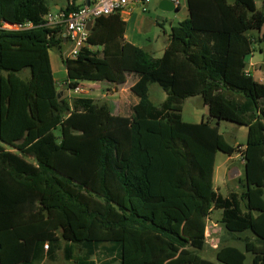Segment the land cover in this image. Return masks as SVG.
Instances as JSON below:
<instances>
[{
	"label": "trees",
	"instance_id": "trees-1",
	"mask_svg": "<svg viewBox=\"0 0 264 264\" xmlns=\"http://www.w3.org/2000/svg\"><path fill=\"white\" fill-rule=\"evenodd\" d=\"M261 1L187 0L189 18L173 25L156 58L123 45L118 13L91 27L88 44L101 52L84 47L63 57L64 30L43 25L48 0H0V24L35 26L0 30V264H35L47 243L82 245L119 264H264V83L246 70L256 51L249 32L264 41ZM50 51L63 57L73 88L121 85L137 73L132 113L66 100ZM151 83L167 95L159 106ZM194 96L209 109L200 123L182 115ZM222 121L247 128L244 149L226 140ZM218 152L242 156V192L222 197L215 189ZM214 210L242 246L222 245L211 261L200 251Z\"/></svg>",
	"mask_w": 264,
	"mask_h": 264
},
{
	"label": "crops",
	"instance_id": "crops-1",
	"mask_svg": "<svg viewBox=\"0 0 264 264\" xmlns=\"http://www.w3.org/2000/svg\"><path fill=\"white\" fill-rule=\"evenodd\" d=\"M153 1L155 0H151L150 3H152ZM157 1H159V4H160L161 0H157ZM82 2L83 0H66V3H64V0H56L53 4L52 10L58 11L61 9H66L69 4H75L76 6H79L82 4ZM150 3L148 4L149 7H150ZM148 5H147V10L143 11L140 3L131 1L126 9L118 13L120 16V19L125 23L123 45L129 44L131 46L148 49V50H151L153 54L156 50L155 48L156 46L161 50L162 55L160 57H162L168 45L173 25H176L177 23H180L188 19L190 16L187 0H183L181 2V5L176 10L178 11L175 14L176 16H174V18L171 21L168 22L167 21L168 18L167 17L165 18L166 21L169 23L170 31H166V28L163 25L165 22H162L161 24L159 21H156L157 24L163 25L162 27H163L164 35L166 37L163 43L159 40V37L156 35V33L151 27L152 15H155V16H159V15H157L156 13H152V12L150 13V9H148ZM103 18H106V17H103ZM255 32H258V31H251L248 34V36H250L255 42L256 51L247 59L246 70L249 74H251L255 78V80H257L258 82L264 83V51H263V48H261V46L259 45L260 43L258 42V37H256ZM65 42H66V45L63 49V57H68V56H71L70 52L72 49V45L70 42H68V40H66ZM87 47L93 51H99V52H101L104 49L102 45H97V46L89 45ZM258 50L260 52L259 53L260 55L256 56L255 54L257 53ZM154 56L156 58H160V57H157L156 55ZM63 57L59 55L58 53H56L55 51L54 52L50 51V60H51V65L53 69L54 79L59 89L61 88L74 89L73 87H71L72 86L71 82L68 81V74H67V70H66V67L63 61ZM138 78H139V75L137 73H135L134 71H129L127 74V81L121 85L109 84V83L98 82V81L81 82L80 86L87 85V86H91L94 88L100 87L101 90L99 88V89L93 90L90 94H86L83 96L79 95L76 97L72 96L70 92L69 95L73 97L71 98L70 102H73L75 99H78V98H90V99H93L94 101L100 102L102 99L110 97V94L114 93L115 97H118L120 100L122 99L121 105H120L122 108V111L126 109L127 107H131L132 109V107L135 106L139 102L138 97H136L131 91V87L137 82ZM124 92L127 93L129 101L125 100ZM122 111L116 114L112 111V113L115 115H127L124 112L122 113ZM208 113H209V109H208ZM234 127H237V129L239 128L238 132H240L242 128L237 125ZM239 144L243 145L242 149H244L245 144L243 143H237L235 146H238ZM4 147L6 148L7 151H11L15 153L17 152L16 150L8 147L7 145H4ZM239 156H240L239 154H234L228 157L237 158ZM27 160L30 162H34L32 158H27ZM222 173L225 177L226 173L222 171L221 169H219V166L217 165V156H216L214 187L221 196L222 194L220 193V190H221L220 174ZM225 178H223L222 181H224V184L226 186L227 195L222 196V197H227L230 192H242L243 191V189H240L241 190L240 191L239 189L236 190L234 188H231L227 184L226 180H224ZM214 215H217L216 218L214 217ZM221 220H222V210H214L210 216L209 221L207 222V228H206L207 241H208V236H209V230L213 228V226H217L219 224L218 221L221 223ZM229 239L234 243L225 244V242L227 241L226 238L225 237L222 238V236L220 235L216 237V239L214 240L215 241L214 244L216 245V247H218V249L222 243L224 245H234L238 247L242 246L240 240L237 239V237L229 235L228 240ZM65 249H68V255L65 253ZM67 256L69 259H67ZM114 258L115 257H111L109 255L107 256L103 253L101 254V252L99 251H96L95 254L89 256L86 248L83 247L82 245H76L72 243H61V245L58 248L53 247L51 249L49 248V250H44L43 253L41 254V257L38 259V261L35 262V264H77V261L79 260H81L82 264L85 261L87 262V264L88 263L90 264H119L118 261L117 262L113 261Z\"/></svg>",
	"mask_w": 264,
	"mask_h": 264
},
{
	"label": "rangeland",
	"instance_id": "rangeland-1",
	"mask_svg": "<svg viewBox=\"0 0 264 264\" xmlns=\"http://www.w3.org/2000/svg\"><path fill=\"white\" fill-rule=\"evenodd\" d=\"M56 0H48V3L50 5V7H53V4ZM257 5L259 7H262V1L261 0H255ZM64 3H66V0H64ZM159 1L155 0L152 3H150V7L148 5V9H150V13H156L159 16H155L152 15V19H151V27L154 30V32L156 33V35L159 37V40L163 43V41L165 40V35H164V31H163V25L166 28V31H170V27H169V21H171L174 16H176V12L178 11H163L159 8ZM168 18V22L166 21L165 18ZM156 21H159L161 24L162 22H165L163 25L161 24H157ZM256 37H259V33L255 32ZM264 35V24H263V30H262V35ZM261 46V48H263L264 51V41L262 40V42L259 44ZM156 50L154 52V55H156L157 57H160L162 55L161 50L156 47ZM259 50L257 51V53L255 54L256 56L260 55L259 54ZM100 87H91V86H87V85H82L81 86V91H79L78 93H76L74 91V89H67V88H61L63 95L66 97V100L70 101L71 97L69 95L72 94V96L76 97L79 95H86V94H90L93 90L99 89ZM105 88V86H104ZM107 88V87H106ZM101 90V88H100ZM101 92V91H99ZM124 97L126 101H129L128 99V95L127 93L124 92ZM166 93L165 91L157 84V83H151L150 87H149V97L151 99V101L159 106L165 99H166ZM121 101L118 97L114 96V93L110 94V97H107L105 99H102L100 102H107L108 104H110V107L112 109V111L116 114L119 113L120 111H122L121 108ZM125 113L127 115H130L132 113V109L131 107H127L126 109H124L122 111V113ZM182 115H183V119L185 122L188 123H200L202 121L203 118L207 119L209 116L208 113V109L205 106V104L203 103V99L201 96H194L191 97L189 99H187L184 104H183V111H182ZM233 123H230L228 121H222L220 123V132L225 136L226 140L232 144V145H236L237 143H243L246 144L247 141V128L246 127H242L240 132H238L237 127ZM58 132V131H57ZM237 140V141H236ZM240 155V154H239ZM217 165L219 166V169H221L222 171H224L226 173L225 178L223 173L220 174V186H221V190L220 193L222 194V196H226L227 195V189L226 186L224 184V181H222L223 178H225L224 180H226L227 184L231 187L234 188L236 190H240L242 189V185H243V180H244V160L242 158V156L240 155L239 157H233V158H229L228 155L222 153V152H218L217 153ZM232 168H238V170L241 172L240 176H237L235 179L230 180L228 178V173L229 170ZM241 187V188H240ZM241 191V190H240ZM218 212V211H216ZM217 214V213H215ZM217 215H214V217L216 218ZM213 217V216H212ZM213 217V218H214ZM218 225L217 226H213V228H211L209 230V236H208V241L206 244V247L203 251L200 252V255L202 257H204L205 259L211 260V261H215V256H216V251L218 250V247H216L215 243V239L218 236H222V238H226V242L225 244H230V243H234L232 242L229 238V234L225 231L224 227H222L221 223L218 221ZM222 245H224L223 243L219 246L221 247ZM44 250H46L44 248ZM49 250V249H48ZM187 251H191V249H186ZM248 264L251 263V259L249 258Z\"/></svg>",
	"mask_w": 264,
	"mask_h": 264
},
{
	"label": "built area",
	"instance_id": "built-area-1",
	"mask_svg": "<svg viewBox=\"0 0 264 264\" xmlns=\"http://www.w3.org/2000/svg\"><path fill=\"white\" fill-rule=\"evenodd\" d=\"M131 1L141 4L142 10H147V5L151 0H90L87 5L85 0L79 5L77 10L67 13L64 9L58 11H50L44 16V26L50 29L62 28L64 37L71 43L72 49L70 55L76 57L80 50L89 46L88 38L90 30L88 24L102 17H107L115 13H119L126 9ZM178 8L183 0H171ZM34 24L30 21L24 23L2 22L0 30L4 31H23L34 28ZM78 93L81 86L74 88ZM44 248L49 249V244H45Z\"/></svg>",
	"mask_w": 264,
	"mask_h": 264
},
{
	"label": "water",
	"instance_id": "water-1",
	"mask_svg": "<svg viewBox=\"0 0 264 264\" xmlns=\"http://www.w3.org/2000/svg\"><path fill=\"white\" fill-rule=\"evenodd\" d=\"M86 4L89 5L90 4V0H85ZM159 8L163 11H176L177 7L175 6V4L171 1V0H161L160 4H159ZM94 22L91 21L88 24V29L91 30V27L93 26ZM241 172L238 170V168H232L229 170L228 173V178L230 180L235 179L237 176H240Z\"/></svg>",
	"mask_w": 264,
	"mask_h": 264
}]
</instances>
